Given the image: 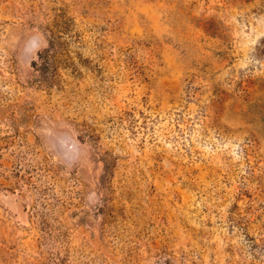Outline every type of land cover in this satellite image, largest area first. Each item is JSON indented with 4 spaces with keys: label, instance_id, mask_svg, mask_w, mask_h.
Segmentation results:
<instances>
[{
    "label": "rangeland",
    "instance_id": "374dc122",
    "mask_svg": "<svg viewBox=\"0 0 264 264\" xmlns=\"http://www.w3.org/2000/svg\"><path fill=\"white\" fill-rule=\"evenodd\" d=\"M0 264H264V0H0Z\"/></svg>",
    "mask_w": 264,
    "mask_h": 264
},
{
    "label": "trees",
    "instance_id": "16d2710c",
    "mask_svg": "<svg viewBox=\"0 0 264 264\" xmlns=\"http://www.w3.org/2000/svg\"><path fill=\"white\" fill-rule=\"evenodd\" d=\"M64 18V17H63ZM71 20L70 18H66L63 19L61 21V23H59L57 25V32L59 33H68L70 32V28H71ZM52 32V30H51ZM54 33V32H53ZM51 49L49 48H45L42 52L39 53V61H34L33 62V67L37 68L38 70H41L43 72H46L51 66H53V61L50 60L51 57V53H50ZM44 81L46 84H50V80L48 78H44Z\"/></svg>",
    "mask_w": 264,
    "mask_h": 264
}]
</instances>
